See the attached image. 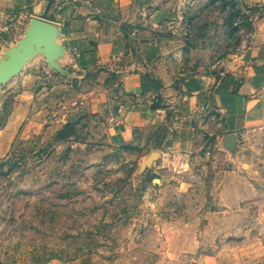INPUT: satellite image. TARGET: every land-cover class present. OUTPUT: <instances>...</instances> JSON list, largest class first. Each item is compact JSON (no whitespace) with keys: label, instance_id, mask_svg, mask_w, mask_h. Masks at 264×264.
I'll return each mask as SVG.
<instances>
[{"label":"rangeland","instance_id":"rangeland-1","mask_svg":"<svg viewBox=\"0 0 264 264\" xmlns=\"http://www.w3.org/2000/svg\"><path fill=\"white\" fill-rule=\"evenodd\" d=\"M21 3L0 0V264L264 260V124L222 131L160 94L151 134L114 139L128 101L119 78L72 66L61 43L54 61L36 39L19 63L33 17ZM251 7L184 0L155 65L163 86L231 71Z\"/></svg>","mask_w":264,"mask_h":264},{"label":"crops","instance_id":"crops-1","mask_svg":"<svg viewBox=\"0 0 264 264\" xmlns=\"http://www.w3.org/2000/svg\"><path fill=\"white\" fill-rule=\"evenodd\" d=\"M14 1H22L23 11H32V20H45L58 30L56 42L66 47L69 64L81 69L105 65L119 78L128 101L122 118L112 124L114 139L151 134L159 122L156 116H161L156 104L162 95L168 104L177 102L185 118L205 115L222 131L264 124V0H247L254 26L241 62L213 83L190 78L178 90L164 87L154 70L165 51L166 32L178 21L184 0ZM220 261L216 255L200 264Z\"/></svg>","mask_w":264,"mask_h":264},{"label":"water","instance_id":"water-1","mask_svg":"<svg viewBox=\"0 0 264 264\" xmlns=\"http://www.w3.org/2000/svg\"><path fill=\"white\" fill-rule=\"evenodd\" d=\"M30 26H31L30 32L28 34L26 33V36L12 50L13 54H15V56L19 57V63H21L25 58L24 53L26 52V50H24L23 48L34 37H37L38 39H41V40H45V46H43L44 52L48 56H50L52 58V60L56 61V58L59 57V52H58V55H55L54 53H52V51H53V49L56 48V46H57V50H58V47L60 46V44L56 42V34H55L54 30L52 29V24H50V23H48L42 19H33L31 21ZM11 57H12V55H11ZM11 62H12V60L10 59L9 63H11ZM19 63H18V65H19Z\"/></svg>","mask_w":264,"mask_h":264},{"label":"bare ground","instance_id":"bare-ground-1","mask_svg":"<svg viewBox=\"0 0 264 264\" xmlns=\"http://www.w3.org/2000/svg\"><path fill=\"white\" fill-rule=\"evenodd\" d=\"M30 29H31V26H30V28H29V31H28V33L30 32ZM52 29L54 30V32H55V34H56V40H57V38H58V30L55 28V27H53L52 26ZM28 30V29H27ZM38 40L39 41V43H42L43 41L45 42V40H41V39H38L37 37H34V38H32V40H30L28 43H27V45L25 46V47H27V46H29L34 40ZM43 42V43H44ZM42 45V44H41ZM45 45V44H44ZM31 46V45H30ZM39 47V46H38ZM41 48V47H40ZM55 49H57V46H56V48ZM54 50V49H53ZM28 55V54H27ZM61 56V55H60ZM12 58H14V56H12ZM13 61V60H12Z\"/></svg>","mask_w":264,"mask_h":264}]
</instances>
